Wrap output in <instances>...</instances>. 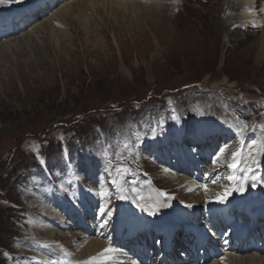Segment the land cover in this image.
<instances>
[{
    "label": "rangeland",
    "instance_id": "1",
    "mask_svg": "<svg viewBox=\"0 0 264 264\" xmlns=\"http://www.w3.org/2000/svg\"><path fill=\"white\" fill-rule=\"evenodd\" d=\"M25 1L4 2L12 7V3ZM80 1H70L71 7H86L91 19L88 29H93L89 37L82 25L70 18L58 26L59 45L40 28L62 4L23 34L10 38L16 43L24 41L33 30L32 37H37L33 42L0 53V264H33L35 260L34 264H49L50 258L39 251L49 257L47 250L53 251V246L58 254L52 259L65 258L66 264H75L78 258L72 255L77 244L103 241L102 234L107 231L89 237L90 233L61 232L45 223L54 219L48 212L58 214L59 221L64 216L54 206L42 208L43 203L59 206L76 201L67 194L69 183L77 187L75 196L85 200L94 189L93 182L102 178L107 190L104 186L106 194H98V188L94 193L95 200L101 197L94 201L100 213L96 225L100 227L104 219L101 209H110L107 223L117 214L113 233L130 208L127 203H133L138 212L145 211L146 202L150 204L148 183L168 197L166 189L173 185L170 171L163 173L168 162L162 160L161 164L158 158L167 159L179 149L178 143L167 142L177 137L181 127L171 121V129H166L172 111L178 119L184 118L186 126L201 118L205 129L213 121L226 125L229 129L224 138L235 130L241 134H233L228 148L220 149L217 160L209 165L219 171L218 178L233 171L227 167L233 162L229 161L233 151H251L262 143L256 159L264 160V109L254 125L253 108L244 110L247 128L229 112L242 103L244 109L252 99L264 102V0H257L259 12L254 16L259 17H249L247 25L229 17L237 12L235 0H168L170 17L164 2L157 0L154 7L162 9L168 19L159 30L152 27L151 15L127 13L124 17L113 5L122 0H93L95 7L98 3L107 6L99 9L100 18L90 11L87 0H83L85 4ZM240 7L239 15L247 9ZM116 15H120L118 19H114ZM249 130L252 139L245 141L243 135ZM185 133L183 129L182 136ZM80 162L93 171L80 180L82 184L74 177L83 172ZM181 186L174 201L188 203L187 187ZM223 189L218 187L212 195L220 196ZM48 191L56 195L54 199ZM84 204L85 210L89 207L87 212L93 211L92 205ZM41 209V223L52 232L48 237L44 231V246L42 240H34L40 237L31 225ZM76 212L84 217L81 211ZM88 227L91 231L94 224ZM71 244L72 250L68 249ZM106 250L105 244L96 255L106 257L109 264L111 255Z\"/></svg>",
    "mask_w": 264,
    "mask_h": 264
},
{
    "label": "bare ground",
    "instance_id": "2",
    "mask_svg": "<svg viewBox=\"0 0 264 264\" xmlns=\"http://www.w3.org/2000/svg\"><path fill=\"white\" fill-rule=\"evenodd\" d=\"M41 1L43 2L44 0H41ZM156 1L157 0H142L138 3H136V2H134V0L130 1V2L128 0L127 1L124 0L123 2H120V1L115 2V3H113V5H114L115 9H119V10L123 11L122 13L124 14V17L125 16L127 17L128 14H137V13H141L140 15H143V13H144L146 16L151 15L149 17L151 19V22L153 23L152 27L154 29L159 30L160 27L163 29V27L165 26L168 19L164 16L165 13L162 9L159 10L158 8L154 7V4L156 3ZM162 1L164 2L163 7L166 8V10H167V15L170 17V14H168V11H169L168 0H159V4ZM243 1H244V3H241L240 0H235L234 9H236L237 12H239L240 5L238 2H240L241 7L243 9L246 6L247 9L244 10L242 12V14L245 13L247 16L242 18V16H241L242 14L239 15L237 12H235V13L230 14L229 17H231L232 20L237 19V21H241L242 22L241 24H243V25H247L249 23V20H248L249 17L251 18L253 16L252 18L258 19L259 16H254V15H256L259 11L257 10L258 7L256 6L257 0H243ZM31 2H32V5L30 6V8L33 9L35 6H39L40 0L39 1L32 0ZM53 2L54 1H52V4H53ZM80 3L85 4V1L81 0ZM86 4L88 5V8L90 9V11H92V13L96 15V18H100L99 17L100 16V10L99 9H103V10L107 9V6L105 7L104 4H101V3L96 4L98 6L95 7L94 5H92L93 0H87ZM262 5H263V3H262ZM148 6H151V7H148ZM3 7H8L10 9L13 8V6L11 7L10 5L5 4L4 1H0V9H2ZM74 8L75 7H71V2H67L66 4L63 3V6L61 8H59V10H55V12H53V14H51V16L46 19L47 21L40 27V28L46 30L47 33H49L51 35V37L53 39L52 42L54 44H56V45L58 44L57 41L59 39V34L61 33V31L58 30V26L60 25V22L65 23L67 18H70L71 20L73 19V20L77 21L80 25H82V27L85 30V34L88 37H89V35L93 34L92 33L93 29L92 28L90 30L88 29V27L91 25V23H89L88 21L91 19L89 18L88 12L86 13V7L82 6L77 10H74ZM36 9H37V7H35V10ZM118 16H120V15H116V17L114 19H118ZM130 16H132V15H130ZM121 18H122V16H121ZM132 19L134 20L133 17H132ZM159 21H162V23H159ZM226 21H229L227 19V17L225 19V23H227ZM137 23H139V22H137ZM253 27L254 26H252L251 28H253ZM259 27H260V25H259ZM154 29H152V31H154ZM24 32H25V30H24ZM24 32L20 33V35L23 34ZM32 33H33V30H32V32L27 33L28 39H25L24 41H22L21 39H18L20 41H18L17 43L15 40L14 41L10 40V38L3 41L0 44V53H3V52L5 53L7 51H10L12 48L17 49L18 47L27 45L29 42H33V39L35 40L37 37L33 38L34 34H32ZM60 49L62 50V47H60ZM200 121L202 122V124H200V126L196 128L197 134L194 135V138H193L196 143L201 142V140H202L198 136L199 133H204V131H203L204 122L202 120H200ZM210 130L213 134L218 131L215 128H211ZM185 141H187V140H185ZM167 142L168 143L171 142L170 139H168ZM210 142H212V140H210ZM25 145L27 146L26 143L24 144V147H25ZM261 148H262V143L259 145H255L251 151H250V148H246L243 151V153L241 154L242 156L239 158V161L236 162L237 171L233 175V179L236 181L235 182L236 188H233V190H234V192L232 193L233 198L239 199L240 197H242L245 192H242L241 189H244L246 187H248L249 189H253V190L258 189L260 192L264 191V183H263V181H264V167H258L256 169L252 170L250 168L252 165H248L249 162L246 161L249 158L252 159L255 155H256V157H258L257 155H258V153H260ZM209 153H211V150H206L205 153L201 154L202 158H207ZM159 159L161 162H163L162 160L166 161L169 158L165 159L164 156H160ZM253 160H256V159H253ZM196 162H197L196 168H197V170H199L200 169V163H198V161H196ZM254 162H259V161L256 160ZM167 166H170V164L167 163ZM175 170H176V168H173V169H171V173L169 172V175H171V177H170L171 181L176 180L175 175H177V174H176ZM190 174H191V172H188L187 175L190 176ZM201 180L202 179H201L200 174H196L193 182H191L187 179L181 180V185L187 187L186 195L189 197L196 196L195 199H190L186 205H183L181 203H176L174 201V198H172V197H166V198L163 197L161 195V191H159L152 183H148L146 189L149 191L150 196H151L150 201H149L150 204L148 202H146V208L144 209L145 211L141 212L139 210V212H138L137 208H136V210L133 209V205H134L133 203H130V202L127 203V205L130 206V208L125 213V215L123 216L121 224L115 230L113 235L118 234L124 240V242L125 241L132 242L133 241V238H132L133 233H135L134 238H136V239L141 238V236L139 235L141 232L140 227H143L147 220H150L153 222H158L161 225H163V224H167L169 222H172V220H174L176 218H182L184 215H186V213L184 211V209H186V208H191L192 210L193 209L197 210L199 204H200V206H204V205L206 206V204L212 202L214 199L208 198L207 194L205 193L204 187L195 186L197 183L201 182ZM177 189H178V187H176V184H173L170 187L168 186L166 191L167 192H173V191L176 192ZM203 192L205 193V196L208 199V200H206V202L204 204H202L201 200H200L204 196V194H202ZM229 198L230 197L228 196L227 199H229ZM249 199H252V198L249 197ZM84 206H85V204H84ZM181 208H182V210H181L180 214L175 215L177 212L180 211ZM88 209H89V207L85 211L87 212ZM43 212H44V210L41 209V213L39 214V216L37 218L33 219L34 221H32V224L30 223L32 225V227L35 226L34 228L37 230V233H38L37 235L40 237L38 239L34 238V240H40L41 241L42 239H45L43 236L44 231H46V233L49 234L48 237H50V236L52 237V235H51L52 232L50 230L46 229L44 227V225H42V223H41ZM150 213H154V214H150ZM47 214H48L49 218H56V219L59 218V220L61 218L58 214L54 215V212H48ZM190 215L196 216L197 214L195 215V214H193V211H191ZM134 217H136L135 219L137 221L139 220V222H138L139 225L137 226L135 224L133 227V230H129L131 228L130 224L135 223L134 221H132ZM138 217H141V218H138ZM164 235L167 236V239H165V241H164L165 248H169L170 247V239L172 238V235L167 234V233H164ZM112 239L114 240V238H112ZM257 239H258V241L254 242L255 243L254 246L256 248L260 249V246L262 245V243L264 241L263 236H259ZM31 240H32V238H31ZM41 243H43L42 245L44 246V243H46V242H45V240L44 241L42 240ZM135 244H136V242L133 243L132 245H135ZM104 246H105L104 241H102L101 238L99 240H96L95 242L87 240L85 242H82L80 245H78V244L76 245V249H75L76 254L72 255V258L76 257L79 259V261H78V259L77 260L75 259V261H76L75 264H106L105 263L106 257L101 258L98 255H96V254H98V251L100 249L104 248ZM125 247H128V244L125 245ZM39 253L41 254V256H43L49 260L50 256L48 257L47 254H44V252H41V251H39ZM116 253H117V251L114 252V254H116ZM110 254H111V251H109V255ZM126 254H129L128 257L131 258L130 264H135V260H133L132 252H129ZM247 254H249V253H247ZM247 254H245V255L243 254V255H239V256H228L227 263H229V264H264V254H262V253L252 254V255H247ZM41 256H38V257H41ZM256 257L257 258L262 257V258L255 259ZM182 259L176 260V261L181 262Z\"/></svg>",
    "mask_w": 264,
    "mask_h": 264
},
{
    "label": "snow or ice",
    "instance_id": "3",
    "mask_svg": "<svg viewBox=\"0 0 264 264\" xmlns=\"http://www.w3.org/2000/svg\"><path fill=\"white\" fill-rule=\"evenodd\" d=\"M235 157H236V153H233V164L230 165V167L233 169L237 168ZM241 191H243V189H241ZM229 194H230V192L225 193L224 196L220 197L217 202L221 203V204L224 203L227 200ZM121 198H126V197H121ZM109 211H110V209H101V215H107ZM150 214H154V213H150ZM105 226H106V223H101V225H100L101 228H103ZM106 251H109V250H106Z\"/></svg>",
    "mask_w": 264,
    "mask_h": 264
}]
</instances>
